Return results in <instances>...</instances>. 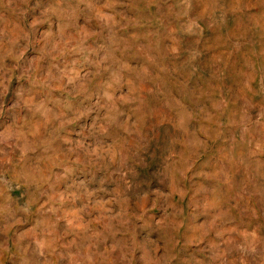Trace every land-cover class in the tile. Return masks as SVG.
I'll return each mask as SVG.
<instances>
[{
  "label": "rangeland",
  "instance_id": "obj_1",
  "mask_svg": "<svg viewBox=\"0 0 264 264\" xmlns=\"http://www.w3.org/2000/svg\"><path fill=\"white\" fill-rule=\"evenodd\" d=\"M0 264H264V0H0Z\"/></svg>",
  "mask_w": 264,
  "mask_h": 264
}]
</instances>
